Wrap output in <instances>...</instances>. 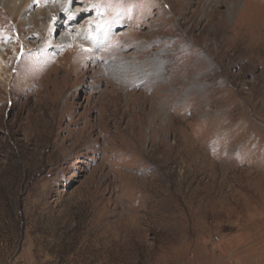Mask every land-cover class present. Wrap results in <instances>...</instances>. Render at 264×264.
I'll list each match as a JSON object with an SVG mask.
<instances>
[{
	"label": "rangeland",
	"instance_id": "1",
	"mask_svg": "<svg viewBox=\"0 0 264 264\" xmlns=\"http://www.w3.org/2000/svg\"><path fill=\"white\" fill-rule=\"evenodd\" d=\"M67 1L0 6V264H264V0Z\"/></svg>",
	"mask_w": 264,
	"mask_h": 264
},
{
	"label": "bare ground",
	"instance_id": "2",
	"mask_svg": "<svg viewBox=\"0 0 264 264\" xmlns=\"http://www.w3.org/2000/svg\"><path fill=\"white\" fill-rule=\"evenodd\" d=\"M32 1V0H31ZM45 1V0H44ZM189 1V0H188ZM187 1V2H188ZM47 3H44L43 5H38L36 8H32V4L29 2V0H0V6H3L7 9V12L10 15L13 14H18L21 16H27V23L33 25L34 22H38L40 25L38 27H34L32 29L33 33L39 36H50L49 38V44L53 45L54 44L58 46H65L67 44H75V41L77 39H73V35L69 38L67 31L64 29L66 28L67 21H58L60 19V12L62 8H68L69 6L67 3L65 4V0H47ZM67 2H71L70 0ZM34 5V4H33ZM87 8V7H85ZM84 8V9H85ZM76 10V9H75ZM81 11V10H80ZM77 11V12H80ZM83 11V10H82ZM69 12V11H68ZM71 16L68 18L71 19L73 18L72 14L70 13ZM11 19V18H10ZM56 19L55 25L53 27H50L52 20ZM89 20V19H86ZM58 26V27H56ZM63 26V27H60ZM89 25L84 26L78 33V35H83L86 33V31L89 30ZM54 28L57 29V32H54ZM74 30V29H71ZM96 36V35H95ZM59 37L57 42H55V38ZM77 38V37H76ZM14 41V40H13ZM94 41L91 39V42ZM95 41H100V38L96 36ZM55 42V43H54ZM16 47V46H15ZM10 48H13V43L12 41L5 42L4 45H0V80L2 79L3 72L7 70L10 66L11 61H9V65L6 63L4 60V56H6V51ZM14 49V48H13ZM16 49V48H15ZM14 52V51H13ZM15 54V53H14ZM17 54V53H16ZM16 56V55H15ZM19 57V56H16ZM151 57V56H150ZM12 58V57H11ZM11 60V59H10ZM92 61V59H91ZM154 62V61H153ZM15 63V62H14ZM74 63V62H73ZM93 63V62H92ZM76 64V63H75ZM120 64V63H119ZM117 65V64H116ZM119 68L113 69L114 71L111 72V74L119 78L120 80H124L127 76L126 70H124V67L122 68L121 64L118 65ZM156 65H151V67L148 68L149 71H151V74H153V71L156 70ZM72 68V65H70V70ZM143 68V67H142ZM6 72V71H5ZM9 72V71H8ZM157 72V71H156ZM140 73V72H139ZM149 73V72H148ZM134 74V73H133ZM136 74V73H135ZM146 74V72L144 73ZM137 75V74H136ZM155 77V76H154ZM149 78V77H148ZM151 79V78H150ZM130 80V79H129ZM148 80V79H147ZM134 82V81H133ZM159 82V81H158ZM100 83V82H99ZM126 83V82H125ZM153 84V83H152ZM158 85V84H157ZM123 86V85H122ZM126 86V85H125ZM131 89V88H130ZM118 90V89H117ZM128 90V89H127ZM130 95V94H129ZM126 98V97H125ZM129 100V99H128ZM140 103V102H139ZM124 104V103H123ZM113 105V104H112ZM143 105V104H142ZM117 111V110H116ZM132 114V113H131ZM110 117V116H109ZM156 119V118H155Z\"/></svg>",
	"mask_w": 264,
	"mask_h": 264
}]
</instances>
